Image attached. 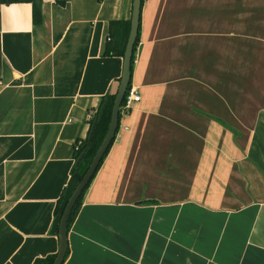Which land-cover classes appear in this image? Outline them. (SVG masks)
<instances>
[{
    "label": "crops",
    "instance_id": "crops-1",
    "mask_svg": "<svg viewBox=\"0 0 264 264\" xmlns=\"http://www.w3.org/2000/svg\"><path fill=\"white\" fill-rule=\"evenodd\" d=\"M40 9L34 22L30 3L0 4V264L57 251L73 144L122 72L108 23L132 0ZM130 82L140 101L120 113L62 264H264V0H142Z\"/></svg>",
    "mask_w": 264,
    "mask_h": 264
},
{
    "label": "trees",
    "instance_id": "trees-1",
    "mask_svg": "<svg viewBox=\"0 0 264 264\" xmlns=\"http://www.w3.org/2000/svg\"><path fill=\"white\" fill-rule=\"evenodd\" d=\"M40 1L41 0H0V4L8 5V4H12V3H30L31 7H32V18H33L34 22H38V21H40V17H41ZM141 3H142V0H141ZM139 26H140V19H139ZM129 29H130V19L110 21L108 23V31H107V35L110 36V39L107 40L108 43L104 47V54L108 55V54L115 53L117 55L123 56L127 37H128V33H129ZM138 39H139V27H138L137 37H136L135 42H134L133 53H132L131 62H130V70H129L130 71V78H131L132 71H133L134 52H135L136 45L138 43ZM0 61H1V55H0ZM130 87H131V82L129 81V84H128L126 90H129ZM114 98H115V93H113V92H107L101 97L100 103H99V105H98V107H97V109H96V111H95V113L91 119V124H92L94 117L97 118L95 130H94L93 135H92V139L90 141H88V138H87L88 135H87V137L85 139L76 140L73 144L72 158L74 159V163L72 165L71 171H72V173H75V172L79 173V180L81 179L82 175L85 173V171H86L88 165L90 164L96 150L98 149L102 139L104 138V136L107 132ZM124 99H125V97L122 100V104H123ZM119 116H120V112H119ZM88 134H89V132H88ZM113 141H114V139H112L111 143L109 144L108 148L106 149L105 153L103 154L94 175L96 174L98 168L100 167V165H101L104 157L106 156V154H107V152H108ZM81 154L83 155L81 160L78 163H76V159ZM94 175L92 176V178L90 179L88 184L85 186V188L82 190L80 196L78 197L76 203L73 206V209L71 211V214H70V217L68 220L67 230H68V227H69V225L73 219L75 211L77 210L78 206L81 203L84 192L88 188V186H89L90 182L92 181ZM67 199L68 198L64 199V196L61 195L56 202L54 212H55V215L58 217V222H59L60 216L62 214V211H63V208L65 206ZM67 254H68V247H67V251L65 254V258L67 256ZM55 255H56V252L49 254L43 258H37L34 260L33 264H51L55 258Z\"/></svg>",
    "mask_w": 264,
    "mask_h": 264
},
{
    "label": "water",
    "instance_id": "water-1",
    "mask_svg": "<svg viewBox=\"0 0 264 264\" xmlns=\"http://www.w3.org/2000/svg\"><path fill=\"white\" fill-rule=\"evenodd\" d=\"M140 6L141 0H132V12L130 17V29L123 53V63H122V72L120 75V79L118 82V87L115 92V98L113 101V107L111 111L110 121L108 125L107 132L102 139L98 149L96 150L90 164L88 165L85 173L82 175L81 179L78 181L77 185L69 195L65 206L63 208L62 214L60 216L58 222V248L56 251V255L54 260L51 264H62L65 258V254L67 251V225L68 220L73 209L74 204L76 203L78 197L80 196L82 190L88 184L92 176L94 175L99 162L105 153L106 149L108 148L109 144L111 143L112 139L115 137V132L119 126V112L120 106L126 92L127 86L130 81V62L133 53V46L135 39L138 33L139 27V19H140ZM97 118L94 117L93 122L90 126L89 134H88V141L92 139L93 132L95 130ZM82 154L76 159V163H78L81 158Z\"/></svg>",
    "mask_w": 264,
    "mask_h": 264
},
{
    "label": "built area",
    "instance_id": "built-area-1",
    "mask_svg": "<svg viewBox=\"0 0 264 264\" xmlns=\"http://www.w3.org/2000/svg\"><path fill=\"white\" fill-rule=\"evenodd\" d=\"M105 39L109 40L110 36L106 35ZM124 97H125V99L123 101V104L121 103V106H120V113H126L127 111H129V109H131L134 106V104H136L138 101H140L139 93L132 86L130 87L129 90H126ZM122 129H127V127H122ZM119 133H120V127L118 126V128L115 132V137L118 136Z\"/></svg>",
    "mask_w": 264,
    "mask_h": 264
},
{
    "label": "rangeland",
    "instance_id": "rangeland-1",
    "mask_svg": "<svg viewBox=\"0 0 264 264\" xmlns=\"http://www.w3.org/2000/svg\"><path fill=\"white\" fill-rule=\"evenodd\" d=\"M228 68H231V67H228ZM248 72H250V71H248ZM233 73V71L232 70H229L228 69V78L230 77V75ZM230 79V78H229ZM229 81V80H228ZM227 126V128L228 129H234L235 127H234V124H232V123H230L229 121H228V123L226 124Z\"/></svg>",
    "mask_w": 264,
    "mask_h": 264
}]
</instances>
